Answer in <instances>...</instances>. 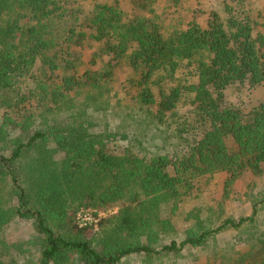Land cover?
I'll return each instance as SVG.
<instances>
[{"label":"trees","instance_id":"1","mask_svg":"<svg viewBox=\"0 0 264 264\" xmlns=\"http://www.w3.org/2000/svg\"><path fill=\"white\" fill-rule=\"evenodd\" d=\"M130 1L132 14L122 0H0V264H25L29 247L38 264H119L134 254L151 264L228 230L246 249L214 251L203 264H264L262 193L248 215L215 225L191 209L181 240L168 214L189 202L195 180L222 172L231 186L264 171V91L250 108L244 100L264 87V16L237 0L225 18L175 20L184 0ZM34 71V86L21 90ZM126 97L136 106L117 105ZM95 107L117 127L143 120L147 135L178 150L118 152L115 132L86 116ZM80 206L119 209L95 228L76 221ZM19 219L36 226L26 248L4 237Z\"/></svg>","mask_w":264,"mask_h":264},{"label":"rangeland","instance_id":"2","mask_svg":"<svg viewBox=\"0 0 264 264\" xmlns=\"http://www.w3.org/2000/svg\"><path fill=\"white\" fill-rule=\"evenodd\" d=\"M105 1V0H102ZM165 0H162L164 3ZM185 6L183 8H179L174 12L175 20L177 18H181L186 20L193 16V14L197 15V17H202V20H205L211 12H218L222 18L227 17V13L225 11L226 2L235 8L240 7L237 0H184ZM247 9L251 6L255 8L257 11L261 12V15L264 16V0H245ZM122 3L129 14H132V4L130 0H122ZM256 15V12L253 13ZM264 28V25H263ZM38 72H32L22 83L19 84L21 90H27L34 86V76L37 75ZM264 91V87H259L251 90L250 92H245L246 95L244 97L245 103H249V108L253 104H257L262 97V93ZM124 95L123 92H120L119 95L113 99L114 102L119 101ZM234 96V95H233ZM234 99V97H232ZM130 105L136 106L133 101L126 97L125 100L117 102L118 106L121 105ZM84 108L81 107L80 110ZM88 109V110H87ZM0 108V114H1ZM127 110V108H126ZM85 114L93 117L97 122L101 124L98 126V130H112L116 134V138H121V135H128V139L119 141L117 139L115 148L118 152H125L126 149L134 147V152H137L138 148L142 149L144 144H148L152 150H156L155 145L163 143L167 146L166 150L177 151L178 147L174 146L170 143V140H154L151 135H147L150 130H152V125L149 128H146L143 120L136 121L134 116H131L127 119L126 123L122 127H117L118 120L116 116L113 115H105V110H101L99 107H95V111L93 112L89 108L84 109ZM125 136V135H124ZM125 138V137H124ZM133 139V141L130 140ZM134 144H130V142ZM150 141V143H149ZM143 143V144H142ZM136 150V151H135ZM227 175L222 172H218L212 175H208L202 177L194 182V188L191 193V198H189V202L185 204L183 208H181L178 213L168 214L172 217L173 222L176 225V233L172 234V237L181 240L184 235L186 229L193 223V219L190 215V210L194 209L196 212H200V217L205 220L207 225H215L218 224L224 216H231L233 218L238 219L241 215H248L251 212V201L254 195L263 194L264 195V171L259 174H253L248 171L245 172L239 179H237L234 184L231 186H226L225 180ZM227 187V188H226ZM225 191L228 192L227 198H223V194ZM224 203V207L220 208V204ZM119 209V206H116L108 211H100L98 212L92 207H82L78 208L76 214V221L81 225H95L97 228L99 221L102 217L107 216L109 213H114ZM199 209V210H197ZM261 227L260 232L264 231V212L260 217ZM36 226L32 220H15L11 224L7 225L4 229V237L5 239L13 243L16 246H23L26 248L27 238L35 232ZM236 231L228 230L220 233L216 239L212 240L210 244L206 248L199 249H188L182 256H173L166 257L164 260H153L151 264H203L204 262H208L209 256L213 254L214 251L219 252V254L223 257L227 255H233V253L237 250H245V243H239L236 239ZM168 240V239H167ZM16 250V249H13ZM27 249L26 253L21 255V260L25 264H38L39 254L36 249H31V253ZM15 252V251H14ZM33 259L34 261L30 260ZM224 264H229V259H224ZM35 262V263H34ZM68 264H83L82 262L73 260ZM119 264H149L145 260V258L141 255H130L124 258Z\"/></svg>","mask_w":264,"mask_h":264}]
</instances>
